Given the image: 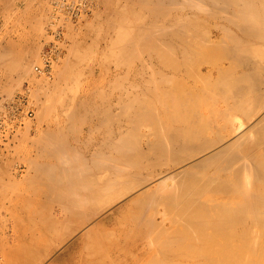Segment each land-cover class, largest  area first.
Listing matches in <instances>:
<instances>
[{"label":"bare ground","instance_id":"obj_1","mask_svg":"<svg viewBox=\"0 0 264 264\" xmlns=\"http://www.w3.org/2000/svg\"><path fill=\"white\" fill-rule=\"evenodd\" d=\"M128 1L132 2L134 6H137L135 4H138L139 5L138 7H141L142 13L145 12L144 14H146L149 20V22L147 21L141 22L142 24H140L137 27L138 30L135 28L137 30L136 31L137 34L130 43L128 42V47H130L129 44L130 45L133 44V46L137 44V46H134V48L139 46L140 49H142L141 47L144 46V48H146L147 50L146 52L148 51L150 52L149 54L150 57L149 56L147 57H149L150 61L154 63L153 64L149 61L151 65L147 69L152 70L153 68L154 74H158V73L161 74L162 79L160 78V81H159V77L157 76L158 77L157 79L155 76L153 81H149L150 79L152 80L151 77L153 74L151 73L152 75H150L151 76L150 79L147 77L148 82L146 80H143L142 81L143 83L141 82L142 85L136 84L137 86L135 87L140 86L139 88H141L142 86L141 91L140 90L139 91L140 92L143 91L145 96L143 93H141L143 94L144 97L140 94H139V97H137L138 94L135 96V98L131 97L133 99L129 97L131 100L130 99L128 100L126 99V100L127 101L130 100L131 102L130 101L126 102V104H125L124 99H121L120 102L123 105H121L120 108L123 109V111L120 109L119 112H117V113H120L119 116L121 120L119 118V121H116L118 120L117 118L118 116L116 112L114 111L115 113H113L112 110H111L112 112H110V109H111V107H109L110 105L106 106L108 107L109 111L107 112L105 109L106 113L105 114L103 113L105 117V121L106 119L107 120L112 119L111 121H115L119 124V127H117L118 131L116 128L117 132L114 133V131L110 129L112 131L110 133L112 134H110V138L108 139H110L109 141H111V143L109 144V142L107 141L109 146L111 145L110 147L116 151L115 153L117 154V157L115 156L113 158V157H110L111 156L110 155L109 156L110 158H109L106 155V157L109 158L108 160H106V158H105L106 161H103V160L101 161L100 159H98L99 162L96 161L97 164L95 165L98 166L97 168L101 167L102 169L100 170L101 172H103L102 170L108 167L110 168V166L115 165L114 167H116L117 165L116 163H120L119 167L121 166V168L123 167L122 164H124V166L127 164L126 167H129V166L131 167V165L133 167V165L144 163L142 162L144 160L142 157L147 156V153L150 156L149 152L147 151L148 148L146 149V152H147L146 155L144 152L140 154V152L137 151L139 150V148L137 147L136 144L134 145L135 140L131 141L132 140L131 137L133 136V133L134 135L135 133L137 135V133L139 132V129H141V128L138 129V126L140 125L141 127V124L142 125L148 124L147 126L149 127L154 126V129L150 127L153 130V138L149 139L150 138L149 137L148 139L150 141L148 140V144L147 142L146 144L150 146L149 148L151 149L150 153H153L151 156L152 157L155 156L154 158L156 159L154 160L156 161V163L154 162V160L151 159L152 158L151 156L145 157L146 161L148 160L149 165L151 167L152 166L155 167L157 164L160 165L159 162L161 161V159L165 158L167 159L168 162L169 161L174 162L175 163V164L173 163L174 166L175 165L179 166L182 164L183 166L179 167L180 169L174 172L172 171L171 173L166 174L165 176H162L160 180L158 178L159 181H157L155 185L153 183V186L151 187L148 186V188L142 189V191H140L138 196L139 198H141L142 200H145L146 202L147 201L150 202V200L152 202L154 200H157L158 202L159 200V201H163L166 208H167L166 205H168L169 207L168 209H171V212L173 213V215L171 213L170 215H172L173 220L174 219L176 220V222L174 223L176 224L179 222L180 224V222L182 221L183 227L180 228L179 226H177L180 231L181 229L183 230V232L182 231L179 232V235L182 236L180 239L182 240L183 238L182 240L183 245L181 246H188L192 248L189 250L188 247L187 249H184V247L182 248L180 246L175 245L176 247H180L181 249L180 248L178 249L174 248V250L169 249V251H166L164 253V256L166 258L164 260L172 261L171 259H174L175 257L178 260L177 264H264V116L261 115L263 117L260 116L261 118H259L258 122H256L254 125H253L254 122L253 123L250 122V119L255 118L254 116L258 114V112L257 114L255 113L256 110L258 111L260 107L262 111V108H264L262 107L264 106V89H263L264 86L263 88H261L262 81L264 83V80L259 75L261 74L260 72H262V74L264 72V70L261 69L262 64L264 66V62H262L264 60H263V57L262 59L260 58L261 60H259V62L261 63H259L258 65H260V69L262 70L261 71L259 67L256 64H254V61H256V59L253 60L254 57L252 58L254 54L264 55V47L252 46V45H258V44L260 45L262 43L264 44V0H128ZM54 28L53 30H55ZM68 28H71V27L69 26ZM57 30L58 28H56L54 32L59 31ZM133 32H135V30ZM129 37L130 36H128L126 40L132 39ZM242 42H247L249 45L248 48H243L244 51L240 47V45L242 46ZM140 45L142 46L140 47ZM133 46L131 47L133 48ZM3 47L5 48V46ZM4 48L2 51H5ZM126 48H127V45L125 47V50H127V52L132 51V48H130L131 49L130 51ZM139 48L137 51L138 53H139ZM122 49L124 51V48ZM144 50H141L142 53H140V55L144 54L143 53L145 52ZM25 51L23 52L22 56H20V58L18 57L19 58L18 59V65H19L18 69H20L21 67L25 71L27 70L29 72L30 70H32L30 69L31 67L30 63L33 61V56H35V54L34 53H33L34 55L31 54L33 51L32 52L27 51V53H25ZM46 52H47V56L46 54L43 55L44 63L42 62H40L39 64L36 63L37 65L32 64V66L34 65L33 69H34L35 74H38V73L39 74L43 73L42 75H44V73L50 74L49 60H47L48 57L50 58V53L49 51H46ZM134 52H132V54ZM146 54L148 55V53ZM137 56H139V54H137ZM137 56L135 58H137ZM145 57L144 59L146 60L147 58ZM135 58H133V60ZM141 59H142V56L140 57V60ZM233 59H236V60H233ZM227 60L229 61L231 60L235 62L238 60L241 62V64L239 63L240 65H238L237 63V65H233L236 67L231 66L233 70L229 67V65L231 64V61L228 62V64L230 63L229 65L227 63H226L227 65H225L224 63V65L221 66L223 64L221 62H225ZM155 63H158V64H155ZM51 65H53V63ZM160 67L166 71L168 70L173 71L172 77L174 73L175 75L174 78L170 77L171 75H169L168 73H165L166 71L160 69ZM141 68L145 69L144 66ZM161 70L162 72L164 71L165 73L164 75L163 73L160 72ZM216 70L220 78V80L218 79L219 83L218 82L215 83V80L214 81L210 80L211 83L213 82L212 84H215V85L210 84L209 83L210 81H208V84L210 86H208L206 82L205 88L202 90V88L199 87L198 82H200L201 79L205 80V79H208L209 77H212L215 74ZM140 71L142 70L139 69V72ZM169 73L171 74V72ZM145 74L146 73H144L143 76H146ZM147 74H150V73L147 72ZM141 76H138V77H141ZM138 83H140V81ZM133 87H134V84H133ZM4 91H6V89ZM7 91L9 90L7 89ZM32 92L34 93L35 91H32ZM135 92L138 93V91H135ZM19 94H23L21 95L20 98L24 99V95H26L28 99L26 109H24L20 113L21 120H22L21 123L24 125L25 124L24 119L26 117L30 119L32 116H34L37 113L34 112L35 110L29 104L30 102H29V97H28L27 92L26 91L18 92L15 96ZM206 94L216 95L214 97H219V99H221L220 98L221 95L222 96L224 95L222 100L228 102L227 105L229 107L228 106L227 107L231 109L232 111H234V114H232L231 116L228 115L225 111L224 112L221 111L222 113L219 114L221 118L229 117L228 120L231 124L232 131L227 136H224L221 132H217V135H215L212 138L207 136V134H206L207 137L205 136L204 133H206V129H208V127L212 126V123L211 124L209 123L213 119V117L212 119L211 118L209 119L208 116L211 117V115H208V114L206 117L208 119H206L205 114H202L201 112H199L200 110L199 104H201L200 103L201 100L207 101L209 99L206 96ZM214 97L212 96L213 99H215ZM253 98H254V101L252 100ZM80 99L81 98L78 99L79 100L78 103H81ZM84 99L86 98H83L82 100ZM250 100L254 102V103L251 102L252 106L254 104L253 107L252 106L249 107L248 105V104H251L249 102ZM93 101L94 100L92 99V103ZM203 101H202V104H203ZM210 101L212 100L210 99ZM85 104H84L85 108L89 107V105L86 107ZM115 104L113 108L115 107ZM156 104L158 106H156ZM74 106H76V104ZM74 106L72 109V111L74 110L73 116H71L73 119H74V116L79 112V110L81 111L80 107L82 105H77L75 109H74ZM98 108L95 107V109L97 110ZM162 110H163L162 112L163 114H161ZM240 111H243L245 114L248 115V118H250L249 122L251 123L252 126H249L248 129L245 127L246 124L248 123V120H246L247 121L246 123V121H243L242 119L240 120L239 117L237 116V113ZM98 112L99 111H97V113ZM101 113H100V116L98 115V117H102L104 119ZM92 114H93V111H92ZM83 116L84 115L82 114V117ZM113 116H117V117H113ZM203 117L208 121V123H205V122L203 123L200 121V123L203 124V125H200L199 120L204 119ZM95 118H97V116H95ZM75 119H77V117H75ZM81 119H84V118H81ZM87 119L88 120L84 119V121L86 122H83V120H80V117H79V120H77L79 122L81 121V123L83 122L84 125L88 126L87 130L84 128V130H86L84 132H81L82 129H79V127L77 129L78 125L76 126V128L74 126V128L72 129L70 127L72 124L70 125L68 123L70 126L68 125L66 126H68V128L70 127L71 131L69 132V134L72 132L75 142L81 141L82 143H84L85 141L86 143L84 144H86L87 148L89 149L87 151H90V150L92 151L95 145L93 146V148H91L92 146L90 143H93V142H90V141H92L91 139H93V141L98 140L96 138L94 139L93 137L94 135L93 133H97L96 131H94L95 130L94 128L97 126L95 125V122H98V121L93 120V119L89 120V118ZM103 119L101 120L103 121ZM74 120L72 122L73 125H74ZM98 120L101 121L100 119ZM123 121H126L124 122L126 123V125L123 123ZM100 123L101 122H98L97 124L100 125ZM105 123L106 122H104L103 124ZM109 124H111V122ZM102 125L100 127H102ZM207 125H210V126L207 127ZM100 127L96 129H99ZM102 128L100 130H102ZM63 129H67V127ZM106 130H107L106 133L108 134L110 130L108 129ZM100 132L102 134V131ZM65 133L66 132L61 133V136L65 135ZM148 133H149V136L150 134L152 135L151 130ZM99 134L98 136H100ZM45 135H43L42 137L43 138L46 137ZM58 135L59 134H57L54 138L56 139ZM95 137H96V134H95ZM144 137H146L145 134H144ZM61 138L59 140L60 144L64 141L63 138H62L63 141H61ZM115 138H116V141H115ZM40 141L43 142V140H40ZM51 141H47V142H51ZM59 141L58 142L56 141V142L59 143ZM42 142H39L38 144L41 145ZM130 142H132V144ZM220 142H223V143L221 145L219 144L220 146L218 145L219 148H215L217 147L215 145H217ZM51 143L52 145L54 144L53 142ZM51 143L50 145L49 144L48 145L51 146ZM57 143L55 144L56 146L50 147L52 154L49 153L50 150H49L48 145L46 144L47 145L46 147V145L43 143L44 147L48 148L46 149V151L49 150V152L47 151V153L43 154L44 156H46L45 158H48L47 157L48 155H46L48 153H49V158L51 157L50 154L53 155L54 157H55V154L56 156L58 155L59 157L61 156L63 157V155L65 156V151L63 150L64 146L59 144L60 146H62V149H61V147H59ZM99 143L97 145H99ZM103 144L105 145V143ZM108 144L106 145L108 146ZM102 145L101 146L99 145L94 148L93 153L94 154L98 153L95 156L99 155V153H101V151L103 150ZM65 148L67 147L65 146ZM71 148L73 152L69 151L70 150V147H69L68 148L69 150H66L68 152L66 154H71V153L74 154V152H76V150L73 147ZM41 150L42 152H44L43 148ZM61 150H63V153ZM107 150L111 151L112 153V150H110V148L109 149L106 148V151ZM60 152L63 155L60 154ZM137 152L140 155H137ZM76 153L74 154V158H72L73 160H75V158L77 157ZM202 153L203 154L205 153V155L202 156ZM116 154H113V155H116ZM200 154L202 156L201 158L200 156H198ZM58 156L57 158H59ZM86 158L84 157V161L80 162V164L77 163L79 161L77 160L78 158H76L75 161L77 162H74V164L72 163L73 165L71 164L72 159L70 161L69 160L66 161L68 158L65 161L64 159L61 160L64 162V164H62L60 160H59L60 161L59 163L57 162L58 164L56 162H54L53 164L52 163L50 164L49 162L51 161L47 163L48 160L43 161V164L42 162L40 164L36 162L37 165L39 164L40 168H38L39 166H36V164H34L33 160H30V161H33L32 166L33 167L36 166L35 168H37L35 171L36 173L38 171H42L44 172V173L41 172L42 176L44 174L46 175L49 174L47 175V180L51 181L52 184L53 183L55 184L54 185L55 187L53 186L55 189H52V191L54 192L56 191V194L60 191L58 189L60 186L58 187V185L63 184L64 182H66L67 185L70 184L69 188L67 187V185H65V187L63 186L64 188L61 187L63 190H65L62 192H66L67 190L65 188L67 187V189L69 190L68 193L70 194L67 193L66 195L65 193H62L63 194L62 195L59 193L57 194V196L60 195L59 197H62V199L58 198L59 203L61 202L60 200H64L63 202L65 205V208L69 207L68 209L70 210L73 207V211H71L72 209L70 210L72 213L68 211L71 213V214L69 213L68 215H66L68 218L65 217L66 218L65 219L64 218L65 215L62 217L63 219L60 218L61 222H59L60 221L59 217L58 218L56 217V220L57 219L58 220L56 222H53L52 226L49 228L48 231L44 233L42 232L43 234L38 235V236L34 234L33 236H35L34 237L35 239L33 238L32 241L30 242L27 241L24 244L26 245L25 247L17 248L13 251H10L12 252V255H11L12 258H10V261L11 262L12 260L14 261L12 263L11 262L9 263L11 264H41L43 263L55 252V250L60 245L65 243L67 238L70 236V234L73 233V232L69 233L68 235L66 234V237L64 236L65 232L61 231L58 234L59 230H64L63 225L64 226L67 225V224H62V223L69 221L73 223V224L70 223L72 227L73 225L77 224L75 228L76 229L81 228V227L86 226L97 214L96 213L98 210L97 206H94L93 202L90 204V202L92 201V198L95 199V196L97 193V190L95 191V189H97V187L101 189V186L97 185L98 184L97 181L100 178L97 179L99 175L95 179V176L93 177L92 174L91 175L87 174L89 172L90 173L92 172L91 171L92 169L90 170V168H89L90 171H88L87 173L85 172L87 171L85 169L90 167L89 163H87L88 165L85 167L84 165L81 166L85 161L87 162V160H85ZM99 158H102V157L99 156ZM157 159H159L160 161ZM96 162L93 161V163L91 162V164L94 165V163ZM66 164H71L70 168L72 167L71 171H72L73 176L72 174L71 175L69 174L63 177L64 174H67L70 172L69 168L68 169L65 168V167H69ZM214 165L215 167L213 169L210 168L211 170H209V172L214 169H215L214 171L216 172L213 171L214 173L210 172L211 173V174L209 173L210 175L207 174L208 172L207 169H209L210 166H214ZM79 166H81L82 169H79L80 168ZM76 167H79V168H76ZM140 167H143V165L142 166L140 165ZM119 170L120 169H118V171ZM195 171H197L196 172L197 174L195 173ZM120 172L121 171H119V173ZM199 172L202 174H200ZM41 173L38 172V174H40L39 175L40 177H42ZM50 174L52 177L50 176ZM60 174H63V175H60ZM162 175H164V173ZM39 176H36V177H39ZM69 176L71 177L69 178ZM93 178H94V181L95 180L97 181L94 182ZM88 180L91 182H89ZM43 181L45 180L43 179ZM82 181L83 182L86 181V183L89 182L88 184L90 185L87 184L88 185L87 187V185L85 186L86 183L83 184ZM168 181H172V184H169ZM58 182H60V184H57ZM101 182H103V178ZM48 183L50 184V182ZM101 184L99 182V185ZM106 185L105 187L104 185L102 186L106 189L107 187ZM51 187L52 186H50V188ZM101 190L103 191V189ZM56 194H53V195H56ZM99 196L102 197V192L101 194L99 193V195H97L96 198H98ZM63 202L61 203L62 205L61 209H65ZM67 202L72 207L68 206ZM1 207L5 208L6 212L8 211V208L7 206H5V204H2ZM66 210L67 209H65V211ZM68 212L66 211V213ZM62 220H65V221H62ZM7 228H9L8 225H6L3 231L5 230L4 232H6L8 230ZM73 229L74 227L72 228V230ZM92 231H94V228H89L86 231H84L83 239L85 240L89 239L88 236L92 233ZM161 231L162 233L165 232L163 230ZM61 233H62V236L60 237L61 239H59V237L57 239L56 238L57 234L60 236ZM2 235L3 234H1V236ZM9 235L11 236V234ZM167 235H168L167 237L168 241H164L165 243H162V244L160 243V245L165 246L166 243H169L168 245L173 246L171 244H174L175 236L170 235V234H167ZM175 235H178V233H176ZM179 235H178V238L176 236L177 238L176 243L178 242V240H180ZM13 236H16V235H13ZM36 236L38 237L37 239H36ZM169 236L170 237L173 236V237L170 238L169 240ZM2 237L5 238L4 236ZM6 238H7V235H6ZM12 240H14V237L12 238ZM76 243L77 242H73L71 245L67 244L68 246H65L66 249H64L63 252L64 253L68 252L70 249H72V247H74V245L76 246ZM56 261L58 262L59 260H56Z\"/></svg>","mask_w":264,"mask_h":264},{"label":"rangeland","instance_id":"obj_2","mask_svg":"<svg viewBox=\"0 0 264 264\" xmlns=\"http://www.w3.org/2000/svg\"><path fill=\"white\" fill-rule=\"evenodd\" d=\"M135 5L137 6H134V4H132V2H129L128 0H0V57H1L0 58L1 59L0 60V108L4 109L2 105L3 100L11 99V97L15 96L18 92L26 91L29 97V102H30L29 104L35 110L34 112L37 113L34 116H32L30 119L26 117L27 119L26 118L24 119L25 126L21 127L18 131H16L14 136H12L11 138L8 139L7 136H3L0 133V199H2L0 200V207L2 204H5V206H7L8 208L7 212L5 208L3 207H1L0 209V236L1 234H3L2 236L6 238V235H7L6 239L3 238L2 236H1L2 239L0 237V241H1L0 242V264H11L14 260H12V262L10 261V258H12L11 256L12 252L10 251H13L17 248L25 247L26 245L24 244L27 241L28 242L32 241V239L35 237L33 236L34 234L38 236L48 231L49 228L52 226L53 222H56L58 220V219L56 220V217L57 218L59 217L60 219L65 215L64 218L65 217L68 218L66 215H68L71 211H73V207L69 205L68 202H67V205L72 207L71 208L72 210L70 209L71 211L68 209L69 207L65 208V205L63 202L64 200H60L61 202L59 203L58 200L60 198L62 199V197H59L60 195L57 196V194L59 193L60 194L65 193L67 195V193L69 192V190L67 189V187L69 188V185H70L69 182H68L69 185H67L66 182H64L63 184H60V182H58L57 184H60L58 185V187L60 186L58 189L61 192L58 190L59 192L56 194V191L55 192L52 191V189H55L54 188L55 184L54 183L52 184L51 181L47 180V175L49 174L47 175L44 174L46 176L45 178L44 175H43L44 177L42 176V173L44 172L38 171L39 170L38 169L37 170L38 172L40 173L42 172L41 173L42 177H40L39 176L40 174H38V172L37 173L35 172L37 169L35 167L39 166L41 162L43 164V161L45 160L46 161L48 160L47 163L51 161L49 162L50 164L51 163L53 164L54 162L59 163L62 159H64L65 161L67 158L68 159L66 161L68 160L70 161L72 158H74V154L76 152H77L76 158H78L77 160L79 162L75 161L76 160L75 158V160L73 159L71 160L72 161L71 164L72 163L74 164V162H77L80 164V162L84 161V157L85 158L87 157L85 159L87 160V162L85 161L86 163L84 162L81 166L84 165L85 167L88 165L87 163H89L90 167L85 169L87 171L85 170L84 171L87 173L88 171L92 169L91 170L92 172L91 173L89 172L87 174L89 175L92 174L93 177L95 176V179L99 175L97 179L98 178L100 179H98V181L97 180L94 181V178H93V181L94 182L97 181L98 182L97 185L101 186V189H103V191L98 187L97 189H95V191L97 190V193H98V194L96 193V196L99 195V193L101 194L102 192V197H100L101 196L100 195L99 196L100 198L98 197L99 198L98 200V198H96L95 196V199L92 198V201L90 202V204L93 202L94 206H97L98 208L96 212L97 214L86 226L81 227V228L76 229L75 228V226L77 225L76 224V225H73L74 229L72 230L73 227L71 224L73 223L69 221L62 223V224H67V225L65 226L63 225L64 230H59L58 234L61 231L65 232L64 236L66 237V234L68 235L69 233H72V232L73 233L70 234V236L67 238L65 243L60 245L55 250V252L41 264H51V263L53 264H165V263L166 264L168 263L177 264L178 260L175 257L174 259H171L172 261L175 260L173 262L170 260H164L166 259L164 256V253L166 251H169V249L174 250V248L178 249L180 247L182 248L184 247V249H187L188 246H181L183 245V242H182L183 238L182 240L180 239L182 236L179 235V232L181 231L183 232V230L181 229L180 231L179 228L177 227V226H179L180 228L183 227L182 221L180 222V224L179 222L176 224L174 223L176 222V220L175 219L173 220L172 218L173 213L171 212V209H168L169 208L168 205H166L167 206L166 208L163 201H159V200H158L159 203L157 202V200H154L153 202L150 200V202L147 201L149 202L147 203L145 200H142L138 196V194L140 193V191H142V189H146L148 188V186L149 187L153 186V183L155 185L157 181H159L162 178V176H165L166 174H169L172 171L174 172L180 169L179 167L183 166V164L182 165L178 164L179 166L177 165L174 166L175 164L174 162H170V161L168 162L167 159L165 158L161 159V161L157 159L160 161L159 164L161 166L157 164L155 167L153 166L151 167L149 165L148 160L146 161L145 157L149 156L148 153L146 152V149L148 148L147 151L149 152L150 156L153 154V153H150L151 149H149L150 146H148L147 144H148V140L153 138V130L151 128L154 129V126H150L151 127L150 128L149 126H147L148 124L147 125L141 124V127L140 125L138 126V129L141 128L139 129L140 133L138 132L137 135L136 133L134 135V133L132 132L133 136L132 135H131L132 137L130 136L132 139L131 141L135 140L134 145L136 144L137 147L139 148V150L137 151L140 152V154L144 152L146 155L147 153V156L142 157L144 159L142 162L144 163L133 165V167L131 165V167L129 166L130 168L126 167L127 164L124 166V164L122 163L121 164L123 167L121 168V166L119 167L120 163H116L117 164L116 167H114L115 165H113V166H110V168L109 167L105 169L103 168L104 169L102 170L103 172H101L100 170L102 169L101 167L97 168L98 166L95 165L97 164V162H99L98 159H100L101 161L102 160L106 161L110 157H113V158L115 156L117 157V154L115 153L116 151L110 147L111 145L109 146L111 141H109L110 139L108 138H110V134H112L110 132L114 131L115 133L118 131L117 127H119V124L115 121H111L112 119L110 120L106 119L105 121V117L103 113L105 114L106 111L107 112L109 111L108 107L106 106L110 105L109 106L111 107V109L109 108L110 112L112 111L113 113L116 112L118 117L117 116H113V117H117L118 120L116 121H119L120 113H117V112H119V110L121 109L120 108L121 105H123L120 102L121 99H124L125 104H126V102H129L131 99H133L131 97L135 98L137 94H138L137 97H139V94L143 96L144 94L143 91L140 92L142 89V86L141 88H139L140 86L138 87H135V86L140 85V84L142 85L143 80H146L148 82L147 77L150 79L151 77L150 75L152 74H153L151 77L152 80L150 79L149 81H153L155 76L157 79L159 77V81H160V78L162 79L161 74L159 73L154 74L152 66H151L152 70L147 69L150 67L151 63L153 62L150 61L149 59L150 52L149 51L146 52L147 50L146 48H144V46L140 45V47L142 46L141 47L142 49H140L139 46L134 48V46H137V44L134 46L133 44L132 45L129 44L130 47H128V42L130 43L133 40V38H135L137 34L136 31L138 30L137 27L140 24H142L141 22H145V21L149 22L146 14H144L145 12L143 11L144 13H142L141 7H138L139 6L138 4H135ZM69 26L71 28H68ZM53 28L55 30L56 28H58L59 31L57 30L58 32H54L55 30H53ZM134 30L135 32H133ZM128 36H130L129 38H132V39L126 40ZM125 44L127 45L126 49H128L129 51L131 50L130 48H132L131 46H133L132 51L127 52V50H125V47H126ZM3 46H5V48ZM248 46L249 45L247 42H242V46L240 45L242 49L248 48ZM252 46L264 47V44L262 43L260 45L258 44V45H252ZM3 48L5 51H2ZM122 48H124L125 52L123 51ZM138 48H139V53L137 52ZM8 50L10 51V53ZM25 50L30 51V52L33 51L31 54L32 55L35 54V56H33V61L30 63V66H31L30 69L32 70H30L29 72L27 70L25 71L21 67L20 69H18L19 68L18 59L20 58V56H22ZM141 50H144L145 52H143L144 54L140 55V53H142ZM27 51H25V53H27ZM46 51H49L50 53V58L48 57L50 74H46V73H44V75H42L43 73L35 74L33 66L39 64L40 62L44 63L43 55L47 53ZM132 52H134L136 55L134 53L132 54ZM146 53H148V55ZM137 54H139L140 57L142 56L141 60H140V57L137 56ZM134 55L135 57L137 56V58H135ZM143 55L144 57L146 56L145 58H147L148 60L147 59L145 60ZM262 57L264 60V55L254 54L252 56L253 60L256 59V61H254V64H256L259 67V69H260V65L258 64L261 63L259 62V60H261ZM133 58L135 59L133 60ZM233 60H236V59H233ZM230 61L227 60L225 62H221L223 64L222 65L220 64V65L223 66L224 63L225 65H227L228 62ZM237 61L236 62L231 61V64L230 63H229L230 65L228 64L229 67L231 68V66L237 65V63L238 65H240L241 62L240 61L237 62ZM51 62L53 63V65H51L52 64ZM32 64L34 65L32 66ZM155 64H158V63H155ZM142 65L144 66L145 69L141 68L143 67ZM233 67H236V66H233ZM263 67L264 66L262 64L261 69L264 70ZM139 69H141L142 71L139 72ZM160 69L164 70L161 67ZM162 70L160 72L163 73V75L165 73H168L169 75H171L170 77H172L173 71L164 70L166 71L164 73V71L162 72ZM143 72L146 73L145 74L146 76H143L144 74ZM147 72L150 74H147ZM169 72H171V74ZM260 73H261L259 74L260 77H262V79L264 80L263 78L264 72L263 74L262 72ZM138 76H141V77H138ZM174 76L175 75L173 73L172 78H174ZM218 79L220 80L219 74L217 73V70H216L215 74L212 77H209L208 79H205V80L201 79L200 82H198V85L203 90L205 88L206 82H207V85L210 86L208 84V81L215 80V83L217 82L219 83ZM139 81L140 83H138ZM211 81L209 82L210 84L213 83V82L211 83ZM133 84H134V87H133ZM212 85H215V84H212ZM263 86H264V83L262 81L261 88H263ZM5 89L6 91H4ZM7 89L9 91H7ZM31 90L35 92L33 93ZM135 91H138V93H136ZM7 96H9L10 98ZM206 96L209 98L208 99L209 101L205 100L206 101L205 102L201 100L200 102L201 104H199V109H200L199 112H201L202 114H205V118L207 117V114L211 115V117L210 116L208 117L209 119L210 118L212 119L213 117L212 121L214 123L212 121L209 123V124L212 123L211 127H208L210 125H207L208 129H206V133H204L205 136L207 134V136L212 138L215 135H217V132H221L224 136H227L232 131L231 124L228 120L229 117L221 118L219 114L222 113L221 111L223 112L225 111L228 115L231 116L232 114H234V111L228 108L229 107L227 105L228 102L222 100L224 95L223 96L221 95L220 97L221 99H219V97H214L216 95L206 94ZM212 96L215 99H213ZM79 98H81L80 99L81 103L82 101L83 103L85 102L86 103V104L84 103L85 106L87 107L89 105L90 108L89 107L85 108L83 103L82 104L78 103ZM83 98H86L84 99L85 101L82 100ZM216 98H218L219 100ZM92 99L94 100L93 103H92ZM104 99L105 100L107 99V100L105 101ZM126 99L127 100L130 99V100L127 101ZM210 99L212 101H210ZM252 100L254 101V98ZM113 101L114 102L116 101L120 105H118L116 102L115 104ZM202 101H203V104H202ZM253 101L250 100L249 102L254 103ZM74 103L76 104V106L82 105L84 107V108L82 106L80 107L82 112L80 110L79 112L81 113V115L78 112L77 113L78 116L77 114L74 116V119L75 117H77V119L75 120L71 117L73 116L74 110L72 111V109H73V106L75 105ZM252 103L248 104L249 107L252 106ZM114 104H115V107L113 108ZM76 106H74V109ZM156 106L158 105L156 104ZM95 107L96 108L99 107L100 109L98 108L97 110L95 109ZM1 109H0V115L2 113ZM213 109L215 110V112ZM121 110L123 111V109ZM92 111H93V114H92ZM97 111H99L98 112L99 114L97 113ZM262 111L259 107V110L258 111L256 110L255 112L256 114L258 112L259 114V115L257 114L258 117L257 115H255L254 116L255 118H251V119L248 118V115L245 114L243 111L238 112L237 116L239 117L240 120L241 119L243 121L248 120L249 124L246 121L247 124L245 126L248 129L249 126H252L251 123L254 122L253 123L254 125L256 122H258L259 118L264 116V108H262ZM162 112L163 110L161 111V114H163ZM100 113L102 114L104 119L102 117H98V115L100 116ZM82 114L84 115L83 117H82ZM85 114H87L88 116ZM94 114L95 116H97V118H95ZM79 117H80V120H83V122H86L84 121V119L88 120L87 118H89V120L93 119V120H97L98 122H101L100 125L97 124L98 122H95V125H97L98 127H100L104 122H106L105 124L107 125V127L105 124H103L102 125L103 128L100 127L99 129H96L98 128L97 126L94 128L95 129L94 131H96L97 133L98 132L100 133V134L98 133L100 136H98L97 133H93L94 139L96 138L98 140H94L95 141L94 142L93 139L90 138L92 140L90 142H93V143H90L92 146V147L90 146L91 148H93L94 145H95L94 146L95 148L99 145L101 146L103 143H105L106 145L109 142L108 144L109 147L107 145L106 147L104 144L102 145L103 150L97 156L95 155L98 153H95V154L93 153L94 148L92 149V151L91 150L87 151L89 149L87 148V145L84 144L86 143L85 141L84 143H82L81 141L75 142L72 132L69 134V132L71 131L70 127L71 129L74 128V126L76 128L77 125H78L77 129L78 127L79 129H82L81 132H84L87 130L88 126L84 125L83 122L81 123V121L80 122L77 121L79 120ZM81 118H84V119H81ZM98 119L100 120L103 119V121L102 120L99 121ZM204 119L199 120V123L200 121L203 123L204 122L208 123V121L206 120L208 118H206L205 121ZM249 119L251 123L249 122ZM73 120H74V125L72 123ZM110 122L111 124H109ZM124 122L126 121H123V123ZM68 123L72 125L70 126ZM124 124L126 125V123ZM66 125L70 127L68 128V126ZM200 125H203V124L200 123ZM66 127L67 129H63ZM84 128L86 130H84ZM101 128L102 130H100ZM116 128H117V131H116ZM106 129L112 130V131L111 130L109 131L108 133L109 135L106 133L107 131ZM99 130L102 131V134ZM150 130H151L152 135L150 134L149 136L148 132H150ZM63 132L67 133V135L65 133L66 136L62 135L64 137L61 136V133ZM56 133L59 135L55 139L54 137L57 135ZM95 134H96V137H95ZM140 134L142 137L140 136ZM144 134L146 137H144ZM43 135H45L46 137L43 138L42 137ZM59 136H61L64 139V141ZM137 137L138 138L140 137V138L138 139ZM60 138H61V141H63L61 144L59 141ZM40 140H43V142ZM38 141L42 142L41 145L38 144L39 143ZM47 141H51L53 143L56 141L57 142L59 141V143L57 142L56 143L58 145L60 144L64 146L63 150L65 151V156L62 154L63 150H61L62 153L60 152V154H62L63 157L62 156L59 157L57 155L60 159L57 158L56 154H55L56 158L53 155H51L52 152H51L50 147L56 146L55 145L56 143L52 145L51 142H47ZM115 141H116V138H115ZM43 143L45 145L46 144L50 145L51 143V146L48 145L50 152L49 150H47L49 153H51L50 158H49V153L46 154L48 155L47 156L48 158H45L46 156L43 155L44 153H47L46 149H48L46 148L47 145L46 147H44ZM98 143L99 145H97ZM130 143L132 144V142ZM222 143L223 142H220L217 145H215L217 146L215 148H219V146ZM60 145L59 147H61L62 149V146ZM65 146L67 148H65ZM69 147H70V150L68 149ZM71 147H73L76 150V152H74V154L73 153L66 154L68 153L66 150L73 152L71 150L72 149ZM42 148L44 152H42L41 150ZM106 148L108 149L110 148V150H112V153L111 151H108V150L106 151ZM138 152H137V155H140L138 154ZM113 154H116V155H113ZM106 155L108 157L110 155L111 156L108 158L106 157ZM204 155L205 153L204 154L202 153V156ZM99 156H101L102 158H99ZM198 156H200V158L202 157L201 154ZM154 157H152L151 159L152 160L156 159ZM30 160H33L34 164H36V162L39 164L38 165L36 164V166L33 167L32 166L33 161H30ZM93 161L94 162L97 161V162L94 163L93 165L91 164V162L93 163ZM154 162L156 163L155 160ZM61 163L64 164L63 161H61ZM165 163L167 164V166ZM71 164H66L69 167L64 166L66 169L69 168L70 172L64 175L63 174H60V175H63V177L69 174L71 175L72 174V171H71L72 167L70 168ZM140 165L141 166L143 165V167H140ZM81 166H79L80 168L79 167H76V168L82 169ZM214 167L215 165L210 166L209 169H207L208 171L207 174H209L210 172L212 173L216 172L214 171L215 169L209 172V170H211L210 168L213 169ZM38 168H40V166ZM117 168L120 169L119 170L121 171L120 173ZM196 172L197 171H195V173ZM161 173L162 174L164 173V175H162ZM36 176H39L40 178ZM70 177L71 176H69V178ZM42 178L46 182L43 181ZM102 178H103V182H101ZM48 182H50V184ZM99 182L100 184L101 183L102 184L99 185ZM168 182L169 184H172V181H168ZM85 183L86 181L83 182V184ZM88 183H86L85 186ZM65 185H67V187L65 188L67 191L62 192V191H65L62 189L65 187ZM102 185H104V187L106 185L107 186L106 189ZM50 186L52 187L50 188ZM51 193L56 194V195H53ZM46 194L49 196H47ZM62 202H63L64 208L67 209L66 211L67 212L70 211V212L66 213L65 209H61ZM102 202L105 204H103ZM170 213L172 215H170ZM99 220L101 221V223ZM62 221H65V220H62ZM59 222H61V219ZM6 225H8L9 227L7 228L8 229L6 231L7 233L4 232L5 230L3 231ZM89 228H94L95 232L92 231V233L88 236L89 239L85 240L83 239L84 238L83 232ZM161 230L165 231L166 233L165 232L162 233ZM176 233H178V235L180 236L179 237L180 240H178L177 243H176L177 241L176 239L178 238V235H175ZM9 234H11V236ZM58 234L56 238L58 239L59 237V239H61L60 237L62 236V233L60 236ZM167 234L175 236L174 238L175 240L173 239L174 244H171L173 246L168 245L169 243H166L165 246L160 245V243L162 244V243H165L164 241H168ZM13 235H16V236H13ZM37 236H36V239L38 238ZM13 237H14V240H12ZM172 237L169 236V240ZM73 242H77L76 246L74 245L72 249L64 253L63 251L64 249H66L65 246H68L67 244L71 245ZM175 245L180 246V247H176ZM188 249L190 250L192 248L188 247ZM56 260H59V261L57 262Z\"/></svg>","mask_w":264,"mask_h":264},{"label":"built area","instance_id":"obj_3","mask_svg":"<svg viewBox=\"0 0 264 264\" xmlns=\"http://www.w3.org/2000/svg\"><path fill=\"white\" fill-rule=\"evenodd\" d=\"M47 56V53H45ZM47 60H49L47 58ZM21 95L11 97V99H5L2 102L3 108L0 115V133L3 136H7L8 139L14 136L16 131L21 127H24L21 122L20 113L26 109L28 99L24 95V99L20 98ZM31 114V112H30Z\"/></svg>","mask_w":264,"mask_h":264}]
</instances>
